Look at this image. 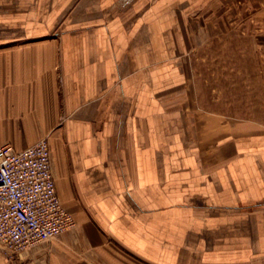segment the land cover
I'll return each instance as SVG.
<instances>
[{"label":"crops","instance_id":"1","mask_svg":"<svg viewBox=\"0 0 264 264\" xmlns=\"http://www.w3.org/2000/svg\"><path fill=\"white\" fill-rule=\"evenodd\" d=\"M216 0H0V144L47 137L75 228L0 264H264V129L187 99Z\"/></svg>","mask_w":264,"mask_h":264},{"label":"rangeland","instance_id":"2","mask_svg":"<svg viewBox=\"0 0 264 264\" xmlns=\"http://www.w3.org/2000/svg\"><path fill=\"white\" fill-rule=\"evenodd\" d=\"M187 29V100L264 129V0H216Z\"/></svg>","mask_w":264,"mask_h":264},{"label":"built area","instance_id":"3","mask_svg":"<svg viewBox=\"0 0 264 264\" xmlns=\"http://www.w3.org/2000/svg\"><path fill=\"white\" fill-rule=\"evenodd\" d=\"M76 225L57 192L49 139L22 149L0 144V252L15 258Z\"/></svg>","mask_w":264,"mask_h":264}]
</instances>
